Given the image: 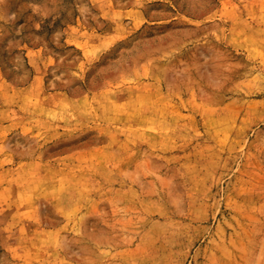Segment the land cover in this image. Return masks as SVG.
Here are the masks:
<instances>
[{"label":"rangeland","instance_id":"rangeland-1","mask_svg":"<svg viewBox=\"0 0 264 264\" xmlns=\"http://www.w3.org/2000/svg\"><path fill=\"white\" fill-rule=\"evenodd\" d=\"M0 264H264V0H0Z\"/></svg>","mask_w":264,"mask_h":264}]
</instances>
